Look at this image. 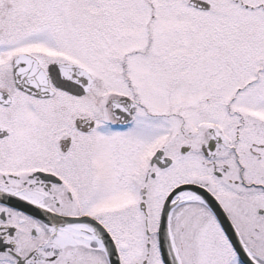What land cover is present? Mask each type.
Segmentation results:
<instances>
[{"label":"snow or ice","instance_id":"1","mask_svg":"<svg viewBox=\"0 0 264 264\" xmlns=\"http://www.w3.org/2000/svg\"><path fill=\"white\" fill-rule=\"evenodd\" d=\"M0 264H264V0H0Z\"/></svg>","mask_w":264,"mask_h":264}]
</instances>
